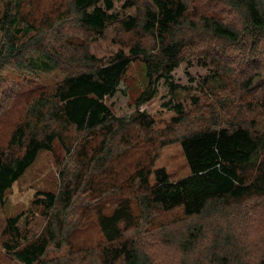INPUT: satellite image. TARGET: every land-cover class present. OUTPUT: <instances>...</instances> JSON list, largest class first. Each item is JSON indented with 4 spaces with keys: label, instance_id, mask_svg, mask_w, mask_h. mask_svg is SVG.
<instances>
[{
    "label": "trees",
    "instance_id": "1",
    "mask_svg": "<svg viewBox=\"0 0 264 264\" xmlns=\"http://www.w3.org/2000/svg\"><path fill=\"white\" fill-rule=\"evenodd\" d=\"M137 1L127 0L123 7L137 10L121 17L114 12V0H70L67 12L47 24V29L59 21H72L95 39L103 36L111 25L118 24L134 36L129 53H126L125 46H120L117 52L104 60L85 46L78 58L71 55L64 59L66 63H76H70V67L63 62L59 49H48L42 28H38V35L32 36L29 44L17 43L19 33H30L33 28L31 23L19 26L21 18L17 0H13L12 9L9 6L0 17V28L6 36L0 43V67L15 62L19 70L30 74L51 72L60 67L65 74L49 95L36 101V109L44 106L45 101L50 103L51 120L41 132L43 134L21 124L12 133L9 147L24 149L23 153L16 156L2 149L0 203L5 202L6 192L36 160L40 150H53L56 140L65 143L63 132H68L70 128L76 130V136L79 135L72 141H77L74 142L75 147L78 146L77 159L82 163L70 181L65 178L66 174L62 175L63 185L58 192L36 193L33 202L42 207L47 220L46 232L30 240L20 234L18 222L21 214L7 218L4 233L9 240L3 242L4 249H8L23 264H42L45 257L46 264H55L47 260L48 255L54 247L60 249L61 245L69 242V233L75 228L69 222V214L76 206V198L83 203L84 197L93 196L97 187L92 184L99 170L109 174L114 171L111 155L123 147H132L134 127L146 131L153 129L155 121L149 113L140 110V106L159 95L163 79L169 90L175 93L178 86L173 81V72L181 62L182 52L192 41L199 37L201 40L208 38V42L214 40V47L222 52H226V48L217 41L230 44L233 48L239 47L247 64L264 58V0H218V3H223V9L215 6L214 11L199 14L197 21L190 17L193 9L189 8L188 0ZM226 10L229 12L225 13ZM233 12L240 14L239 21L230 19ZM30 52L38 53L39 60L28 59L26 56ZM135 62L142 63L146 82L135 97L136 111L129 117H118L106 101L127 79V73ZM222 66L230 70L226 62ZM238 66L242 65L237 63ZM263 70L264 67L259 70L255 65L253 72L247 70L249 73L239 83L241 88H234L228 83L224 87L230 86L227 101H238L235 95L239 90L245 99V92L259 86L262 93L253 99L237 102V106L244 105L243 108L248 111L260 105L264 109ZM227 105L221 103L222 107L229 109ZM250 106L253 108L249 109ZM174 109L177 114L164 132L167 135H164V143H181L190 173L172 181L164 167L152 169L156 156L147 165L143 161L141 165L135 164L134 168H137L131 177H134L132 181L136 192L140 193L138 197L144 221L150 222L155 212L180 209L183 222H186L182 233L178 239L172 236L171 231L167 232V236L170 239L168 242L177 244L176 247L183 252L185 264H251L248 247L253 249L257 264H264V132L255 128L254 120H250L252 118L248 122L232 120L228 126L220 127H215V121L222 123L221 120L212 118L206 121L207 127H198L174 137L167 132L171 133L185 117L182 103L174 104ZM52 122L57 123L60 129H55L57 126ZM93 138L99 141L92 143ZM70 145L69 151L70 147H74ZM107 189L109 194L115 193L113 197L118 195V186ZM119 202L110 214H102L101 208L96 207L99 208V224L105 238L100 244L103 263L151 264L149 256L135 239L123 238L122 225L133 221V210L127 198ZM256 210L260 213L252 215ZM222 219L228 224H223ZM82 226L80 224L76 231L82 230ZM254 230L258 232L255 237ZM199 251H202L203 258L197 256L196 262L192 263L190 258Z\"/></svg>",
    "mask_w": 264,
    "mask_h": 264
},
{
    "label": "rangeland",
    "instance_id": "2",
    "mask_svg": "<svg viewBox=\"0 0 264 264\" xmlns=\"http://www.w3.org/2000/svg\"><path fill=\"white\" fill-rule=\"evenodd\" d=\"M12 1L0 0V17L3 16L9 6L11 8ZM17 1L21 18L19 26L22 27L25 23H31L33 26L30 33H19V36L16 37V41L20 45L29 44L32 36L38 35V28H42V36H44L48 49H59L62 52L63 60L71 55L78 58L85 46L86 49L89 47L91 52L104 60L117 52L120 46H125L126 53H129V46L132 45L131 38L134 36L125 32L118 24L111 25L103 36L95 39L91 38V35L89 36L72 21L67 23L59 21L54 27L47 29V24L58 20L62 17L63 12H67L70 0ZM126 1L114 0V12L121 17L129 13H135L137 10V8H124ZM217 1L188 0L189 8L193 9L190 12V17L197 21L199 14L214 11L215 6L223 9L221 8L223 3ZM137 2L140 3L142 0ZM228 12L226 10L225 13ZM239 16L240 14L233 12L230 19L239 21ZM188 34H191V32H188ZM5 37L0 28V43ZM207 39L201 40V37L195 39L182 52L181 62L173 72V81L178 86L174 91L175 93L169 90L163 79L160 81L159 95L140 106V110L149 113L155 121L153 129L146 131L138 126L134 127L132 130V147H123L112 153L111 158L113 156L114 160H112L111 166L114 167V171L109 174L104 170H99L92 184L97 187L94 194L92 193L93 196L87 195V197H84L86 199L83 203H80L76 198V206L73 212L69 214V222L75 227L69 233V242L61 245L60 249L54 247L50 251L47 260L55 264H104L101 257L102 245L100 244L104 243L105 238L99 224L98 209L101 208L102 214H110L121 199L127 198L132 206L133 221L128 225H122L124 229L123 238L135 239L141 250L149 256L151 264H185L186 258H184L183 252L176 247L177 244L174 245L173 242H168L170 239L169 235L167 236V232L171 231L172 236L179 238L185 226L184 224H186V222H183V213L180 209L171 212L159 211L154 213V217L150 219V222L144 221L138 197L140 193L136 192L132 181L134 177H131L137 168H134L135 164L141 165L145 162L147 165L149 164L147 162L153 156H156L152 169L164 167L170 180L176 181L189 175L190 167L181 143H164L165 136L167 137L164 132L171 126L172 118L177 114L174 104L178 102L183 105L185 117L180 124L175 125L176 127L172 129L171 133L167 132L174 137L198 127H207L206 121L212 118L222 122L217 123L215 121V127L228 126L232 120L248 122V119L252 118L250 120H254L255 128L264 132V109L261 105L252 111L245 110L244 105L237 106V102L253 99L263 90L259 86L255 87L252 91L245 92V99L243 93L239 90L237 91L238 95H235L238 101L230 100L228 102L227 96L229 93L227 92H231L230 86L224 88L228 83L234 88L237 86L241 88L239 83L244 81L249 70L253 72L254 65L259 70L264 67V58H257L252 64H247L242 58L244 53L241 48H233L230 44L217 41V44L226 48V52L218 51L213 45L212 41L214 40L208 42ZM207 51H211V53ZM39 56L36 52H30L26 57L38 61ZM63 62L66 63L65 60ZM225 62L230 66V70L222 66ZM70 63L72 65L76 64L73 61L67 62L65 65L70 67L72 66ZM237 63L242 66L237 67ZM224 68L227 70H224ZM64 76L61 67L51 72L39 71L36 74L19 70L15 62L9 66L0 67V153L2 149H5V153L12 152L11 155L16 156L23 153L24 149L9 147L12 133L21 124L31 127L39 134H43L41 132L45 131L51 120L50 103L47 102L46 104L45 101L44 106L36 109V101L40 97L49 95ZM126 77L127 79L118 86L114 96L106 101L118 117H129L136 111L135 97L138 96L146 82L142 63L135 62ZM219 96H222V98H219ZM221 103L228 104L229 109L222 107ZM230 106L233 107L230 108ZM252 108V106L249 107V109ZM28 123L31 124L28 125ZM53 125L57 126L55 129H60L57 123ZM63 135L66 137V142L56 140L53 150H40L36 160L27 167L13 183L10 190L6 192L5 202L0 203V264H23L8 249H4L3 242L9 240L8 235L4 233L7 218L21 214L18 222L20 234L28 236L30 240L36 235L46 232L47 220L42 212V207L33 202L36 193L38 191L58 192L63 185L62 175L66 174L65 178L70 181L82 167V163L77 159L79 156L78 146L76 148V143H74L77 141H72L76 136V130L70 128L68 132L64 131ZM78 136L77 134L76 139L79 138ZM81 137L83 140L84 137ZM91 141L93 143L99 141V139L93 138ZM70 144L74 147H70L69 151ZM113 185L119 188L118 195L115 197H113L115 193L109 194L107 189ZM83 193L85 192L83 191ZM259 213L256 210L252 215H258ZM222 223L228 224L223 219ZM80 224L83 225V229L76 231ZM257 234L258 232L256 233L254 230L253 237ZM68 246L70 247L69 251ZM201 249L203 250V248ZM248 249L251 254V264H257L253 249L251 247H248ZM200 252L202 251L190 258L192 263L196 262L195 257L197 256L203 258V254L201 255ZM72 260L74 261L71 262ZM42 264H46V257ZM115 264H121V262L118 261Z\"/></svg>",
    "mask_w": 264,
    "mask_h": 264
}]
</instances>
